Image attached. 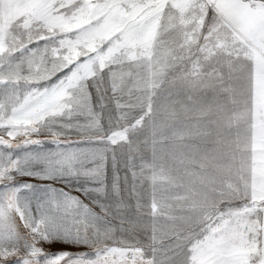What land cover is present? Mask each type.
<instances>
[{"label": "snow or ice", "instance_id": "snow-or-ice-1", "mask_svg": "<svg viewBox=\"0 0 264 264\" xmlns=\"http://www.w3.org/2000/svg\"><path fill=\"white\" fill-rule=\"evenodd\" d=\"M0 264H264V0H0Z\"/></svg>", "mask_w": 264, "mask_h": 264}]
</instances>
